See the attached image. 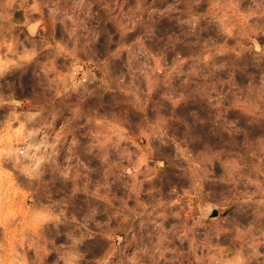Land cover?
<instances>
[{
  "label": "clouds",
  "instance_id": "clouds-1",
  "mask_svg": "<svg viewBox=\"0 0 264 264\" xmlns=\"http://www.w3.org/2000/svg\"><path fill=\"white\" fill-rule=\"evenodd\" d=\"M144 139L168 175L144 208H128L141 190L125 180L102 253L86 227L97 208L71 214L86 181L69 182L93 170L84 154L107 173L113 150L128 176ZM0 171L39 193L25 211L5 192L0 264H264V0H0ZM138 217L147 235H125Z\"/></svg>",
  "mask_w": 264,
  "mask_h": 264
},
{
  "label": "rangeland",
  "instance_id": "rangeland-1",
  "mask_svg": "<svg viewBox=\"0 0 264 264\" xmlns=\"http://www.w3.org/2000/svg\"><path fill=\"white\" fill-rule=\"evenodd\" d=\"M111 96V94H106ZM26 102L28 98L25 97ZM181 111V110H178ZM182 114V113H181ZM62 122L57 121V126ZM80 139H87L86 137H80ZM141 148L149 149V151H144L135 157V169L128 167L127 171L129 173L126 177H119L118 170L122 167H127L128 161L121 162L122 158L118 151L113 150L110 155V164L108 172H105L106 165L101 164L94 157H89L87 154L81 156L82 160H85L89 167H92L93 170L88 172L86 176H83L75 181L69 183H75L80 185L86 181L87 192H77L74 196L70 197V208L72 209V215L76 216V219L80 220L81 223H85V217L88 215V209L90 207L97 208V216L92 219V221L86 223V227L93 232L95 238L97 250L102 253L111 251V245L113 241L112 233H115L117 236L121 234L120 226V217L117 213L121 210V205L126 199L125 194L128 192V189L124 187L125 180L129 182H138L140 184L141 195L140 197L134 199H128L127 205L128 208H144L149 205V200L143 198L144 192L147 190L148 185L157 186L163 182L161 173L164 174V178L167 177V169L163 166V161H157L156 164L159 165L160 170H156V166L153 165L152 159L158 154L153 149V142L149 139H144L140 144ZM176 150L183 153L184 149L180 147L179 144L176 145ZM69 153L66 148L63 146H58V152L56 156L57 164L63 166L67 161ZM135 170V175L131 173ZM152 174H147L148 172ZM51 170L46 171L45 177H42L41 180L44 183L45 190L47 195L51 199H62L65 196L66 185L63 181L52 179ZM107 183L108 187H100L101 184ZM10 192L11 196L15 201L22 202L19 206L25 211L31 210V202L36 199L37 195L32 194L27 190V183L25 178L17 176L15 173L11 174L8 177H5L3 172L0 171V205L4 202L5 192ZM89 193H95L94 195H89ZM150 199V198H149ZM101 207L103 211H101ZM109 209L114 211L110 214ZM148 211H151V207H147ZM218 211V210H217ZM83 212L84 217L77 216L76 213ZM68 215L69 213H65ZM219 214V212H218ZM149 219L148 217H138L135 220H126L125 223L130 225L131 231L124 230L125 235H131L135 238L137 235L146 236L149 232ZM171 219V218H169ZM160 222V219H157V223ZM101 225H104L110 229L108 232L96 230L100 228ZM164 228L172 227V224L169 223L168 219L164 220L162 225ZM119 243H125L123 236L120 237ZM131 247V245H129ZM127 251V249H125ZM99 264V258H98Z\"/></svg>",
  "mask_w": 264,
  "mask_h": 264
}]
</instances>
